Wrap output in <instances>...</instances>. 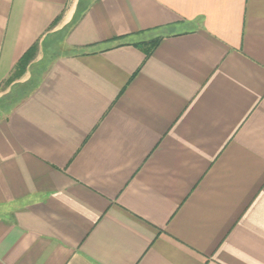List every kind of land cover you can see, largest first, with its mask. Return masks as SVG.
I'll return each mask as SVG.
<instances>
[{
	"label": "crops",
	"instance_id": "0c3cea01",
	"mask_svg": "<svg viewBox=\"0 0 264 264\" xmlns=\"http://www.w3.org/2000/svg\"><path fill=\"white\" fill-rule=\"evenodd\" d=\"M0 264H264V0H0Z\"/></svg>",
	"mask_w": 264,
	"mask_h": 264
},
{
	"label": "trees",
	"instance_id": "16d2710c",
	"mask_svg": "<svg viewBox=\"0 0 264 264\" xmlns=\"http://www.w3.org/2000/svg\"><path fill=\"white\" fill-rule=\"evenodd\" d=\"M157 43L158 40H153L150 42H141L139 44H136V46H142L146 50L147 55H150L151 54L150 52L156 47ZM34 54H35V49L33 48L25 55V57H23V60H21L19 65L24 66L27 63H29V61L32 59Z\"/></svg>",
	"mask_w": 264,
	"mask_h": 264
}]
</instances>
